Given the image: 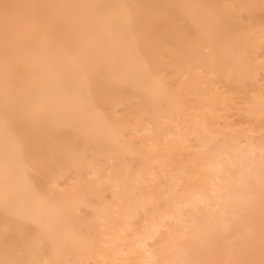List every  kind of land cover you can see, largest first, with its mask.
<instances>
[{"label": "bare ground", "instance_id": "6f19581e", "mask_svg": "<svg viewBox=\"0 0 264 264\" xmlns=\"http://www.w3.org/2000/svg\"><path fill=\"white\" fill-rule=\"evenodd\" d=\"M23 1L0 0V264H237L264 0Z\"/></svg>", "mask_w": 264, "mask_h": 264}, {"label": "rangeland", "instance_id": "374dc122", "mask_svg": "<svg viewBox=\"0 0 264 264\" xmlns=\"http://www.w3.org/2000/svg\"><path fill=\"white\" fill-rule=\"evenodd\" d=\"M3 1L5 2L4 5H6L4 7L8 9V10L5 8L2 9L5 15L7 14V12L12 10L14 11L13 13L17 15L21 23L24 21V19H26L29 16V13L26 11V7L23 4L24 3L23 0H7V1L3 0ZM17 57L18 59L22 57L21 51H18ZM263 77L264 75H259L258 76L259 80L256 83V85L253 87L257 88V86H259V88L263 90L264 89ZM228 118L234 120L237 129L242 128V126L244 125H248L249 127L252 126V128L253 127L257 128V125L254 121L249 122L248 124H244L242 122V118L239 113H236ZM256 128H254L253 132L251 131L253 135H258V130H256ZM256 209H257V217L255 221L243 222L238 215H233L231 213L230 215H232V217L235 219L234 220L235 223L234 225H230V227H232L233 229L230 232H234V233L232 235H230L229 231H228L229 234L227 231H224V233L222 231L221 233V238L225 237L228 234L225 237L226 242L229 243L230 240L231 249L233 251V258L234 260L237 261V264H264V205L257 206ZM233 210L236 209H229V211H233ZM241 211L243 212V210ZM243 213H245V211ZM4 218H5L4 216H0V219H4ZM244 224L247 225L248 227L250 226L249 227L250 229L248 231H245L246 230L245 228H241L242 225ZM225 225L226 222L222 223L220 227L223 228L222 226ZM232 237L234 239H232ZM0 248H2V246H0ZM222 256L223 254L222 252H220L217 257V263L222 264ZM90 264H96V263L92 262Z\"/></svg>", "mask_w": 264, "mask_h": 264}]
</instances>
